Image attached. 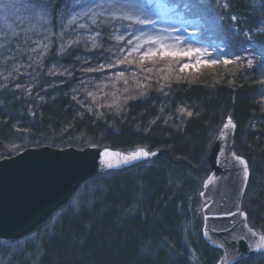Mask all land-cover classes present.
<instances>
[{"label":"trees","instance_id":"obj_1","mask_svg":"<svg viewBox=\"0 0 264 264\" xmlns=\"http://www.w3.org/2000/svg\"><path fill=\"white\" fill-rule=\"evenodd\" d=\"M75 1L51 0L41 30L0 32V160L38 147L163 153L82 183L32 233L0 240V264H216L199 194L227 116L250 173L241 208L264 235V0H153L166 19L197 23L198 39L223 46L212 56L232 62L194 68L157 56L128 72L115 38L121 20L66 28ZM235 264H264V253Z\"/></svg>","mask_w":264,"mask_h":264},{"label":"water","instance_id":"obj_2","mask_svg":"<svg viewBox=\"0 0 264 264\" xmlns=\"http://www.w3.org/2000/svg\"><path fill=\"white\" fill-rule=\"evenodd\" d=\"M235 132L236 124L227 116L208 154L210 173L199 194L202 238L221 252L216 264H235L264 253L260 239L264 235L249 226L241 208L250 173L246 159L232 149ZM140 151L155 155L123 161L122 157ZM162 153L144 148L124 153L108 146L84 150L38 147L0 160V240L15 241L32 233L91 177L129 169ZM236 157L247 163V180L244 165Z\"/></svg>","mask_w":264,"mask_h":264},{"label":"rangeland","instance_id":"obj_3","mask_svg":"<svg viewBox=\"0 0 264 264\" xmlns=\"http://www.w3.org/2000/svg\"><path fill=\"white\" fill-rule=\"evenodd\" d=\"M118 2L131 6L130 11L141 19L153 21V23L148 24L149 26L145 28L140 25L127 24L126 22L123 24L121 23L123 21L117 23L118 26L116 28L117 32L115 33V38L120 45V64L122 66L124 65V70L126 72L129 71V61H131V65L134 62L141 61V56L148 50H156L158 54L154 57L160 56L159 50L161 45L170 50H179L180 52L199 50L198 53L192 56H180L185 59L183 65H188L189 67L198 68L199 66L207 65L212 68L215 65L220 66L224 64L223 61L225 60L232 62L230 58L212 56L217 50L216 48L221 50L223 46L203 42V40L198 39L196 36L199 31L197 23H183L173 19H166L168 11L161 2L153 0H118ZM18 3L20 6L13 9L11 13H8L7 18L5 14L0 13V32L7 29L9 25H11L13 29L20 26L21 28L32 27V22L29 19L31 12L29 9H26L24 5L32 6L35 4L31 0H18ZM97 3H107V0H79V2L76 0L71 8H69L68 16L65 19V27L79 29V24L83 23L85 24L83 29H88V31H90L91 26L95 25L90 18L78 19L77 22L72 25H68L67 21L71 19L69 13L74 14L82 11L84 4L95 5ZM97 11L100 10L97 9ZM105 17H108L107 13L97 17L96 23L102 19H106ZM47 25L48 23L45 26ZM43 26L44 25L36 29V31L41 30ZM95 35L96 33H89L91 38H94ZM149 37L156 38L159 42L156 44L145 43L144 41ZM129 41H131V43H129ZM244 56L246 58V64L249 65V61H254L253 56L249 54H245ZM211 61H216V63L212 64Z\"/></svg>","mask_w":264,"mask_h":264},{"label":"snow or ice","instance_id":"obj_4","mask_svg":"<svg viewBox=\"0 0 264 264\" xmlns=\"http://www.w3.org/2000/svg\"><path fill=\"white\" fill-rule=\"evenodd\" d=\"M79 2V0H77ZM51 3V0H47L46 3H41V4H35L32 6L24 5L26 9H29L31 12V15L29 17L30 21L32 22V27L29 29L30 31H36V29L40 28L42 25H46L48 23V5ZM20 6L18 3V0H0V13L5 14L7 18V14L11 13L13 9H16ZM131 6L125 5L122 3H119L118 0H107V3H97L95 5H89V4H84L83 5V10L80 12H76L74 14H71V19L67 21L68 25L75 24L78 19H83V18H90L93 23H96L97 17L103 16L105 13L108 14L109 19L111 20H121V21H130L131 23H134L136 25H146L153 23L151 20H145L141 19L139 16L133 14L130 11ZM99 9L100 11H97ZM61 13L67 11V6H65L64 9H59ZM102 23H106V21H102ZM80 28H84L85 24L80 23L79 24ZM7 32L11 33L14 36H18L19 34L14 32L13 27L9 25L6 29ZM38 34V33H37ZM7 38V37H6ZM145 43H151V44H156L159 41L156 38L149 37L147 40L144 41ZM131 43V41H129ZM0 47H3L2 44H0ZM47 46L45 45V48ZM136 50V49H133ZM199 50H188L185 52H180L179 50H170L163 45H161V48L159 50V55L163 58L164 56H171V57H177V56H192L196 53H198ZM158 53L156 50H148L146 51L142 56H141V62L144 59H150L151 57L156 56ZM131 63V61H129ZM212 64H215L216 61H211ZM225 65L231 63L229 60L223 61ZM249 66H251L252 62L249 61ZM184 67H188V65H184ZM183 70V68H182ZM91 71V69H89ZM188 115H191V113H188ZM229 123L231 121L229 120ZM225 127H228L226 124ZM149 155H155V153H148L144 151L140 152H135L132 153L128 156L122 157L123 161L125 163H128L130 161H134L138 159L139 157H148ZM236 159L239 160L240 164L244 165V178L247 180L248 177V167L247 163L239 158L236 157ZM108 167H112L111 164L108 165ZM240 215H245L244 213H240ZM254 236L256 235L255 232L252 233ZM261 241H264V236H262ZM261 249L264 250V245H261Z\"/></svg>","mask_w":264,"mask_h":264}]
</instances>
